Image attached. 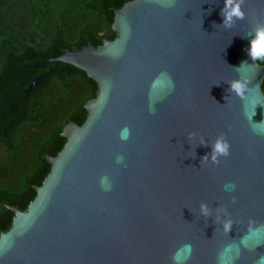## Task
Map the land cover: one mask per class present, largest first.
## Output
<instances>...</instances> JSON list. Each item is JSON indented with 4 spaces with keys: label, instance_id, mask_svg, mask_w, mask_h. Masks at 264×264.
Instances as JSON below:
<instances>
[{
    "label": "water",
    "instance_id": "water-1",
    "mask_svg": "<svg viewBox=\"0 0 264 264\" xmlns=\"http://www.w3.org/2000/svg\"><path fill=\"white\" fill-rule=\"evenodd\" d=\"M223 6L130 0L115 11L113 40L52 59L85 70L97 96L83 124L64 126L66 143L47 156L51 170L27 209L8 205L15 215L0 234V264H173L185 243L186 264H260L264 235L251 233L264 226V132L254 128L264 121V64L247 49L264 0H245L232 28ZM244 78L241 99L230 83ZM221 134L230 155L203 162ZM105 175L110 191L100 186Z\"/></svg>",
    "mask_w": 264,
    "mask_h": 264
},
{
    "label": "trees",
    "instance_id": "trees-1",
    "mask_svg": "<svg viewBox=\"0 0 264 264\" xmlns=\"http://www.w3.org/2000/svg\"><path fill=\"white\" fill-rule=\"evenodd\" d=\"M128 1L0 0V234L13 223L8 205L27 209L51 170L47 156L66 143L64 126L83 124L97 96L85 70L52 59L113 40L115 11Z\"/></svg>",
    "mask_w": 264,
    "mask_h": 264
},
{
    "label": "clouds",
    "instance_id": "clouds-1",
    "mask_svg": "<svg viewBox=\"0 0 264 264\" xmlns=\"http://www.w3.org/2000/svg\"><path fill=\"white\" fill-rule=\"evenodd\" d=\"M245 0H224V6L221 9V16L223 18V27L225 28H232L235 24L236 20H243L245 18V12L242 10V5L244 4ZM235 18V19H234ZM255 35L250 40V47L247 49V53L250 56L251 60L256 61H264V24H257L253 29ZM245 66H248L247 61H244L241 63L239 68H243ZM166 75V74H163ZM169 82L171 83V80L169 78ZM250 80L247 78L244 79H236L233 80L230 83V89L233 91L237 96H239L241 99L247 98V93L250 91L249 84ZM156 103V99H153L150 96V111H155L154 104ZM256 107V106H255ZM255 107L253 110L252 116L249 117V119L252 121V117L255 115ZM247 114V113H246ZM264 125V121H261L260 123H254V128L258 131L264 132V127H261ZM120 139L123 141H126L130 137V129L125 126L120 131ZM191 135V134H190ZM207 146V144H205ZM230 144L226 137L221 134L215 141V143L211 147V152L208 154H205L204 157H202L203 162L209 161V156L211 157V163L218 165L220 163V157H227L230 155ZM124 160L123 156L117 157V163H122ZM100 186L101 189L104 191H110L112 189V183L110 182V179L107 175L101 177L100 179ZM234 184H226L225 189H234ZM201 211L204 214H207L208 208L207 205L201 204ZM231 229V223L225 224V230L230 231ZM251 235H264V226H261L260 228H257L254 232L251 233ZM242 243L245 241L242 240ZM192 245L190 243H185L181 246H179L172 255V261L173 264H186V261L190 258L192 253ZM223 257H220L221 264H223ZM260 264H264V256L260 258Z\"/></svg>",
    "mask_w": 264,
    "mask_h": 264
}]
</instances>
